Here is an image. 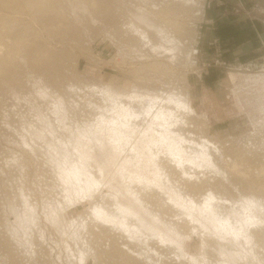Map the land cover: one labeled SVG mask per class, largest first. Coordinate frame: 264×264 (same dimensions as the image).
Returning <instances> with one entry per match:
<instances>
[{
    "label": "rangeland",
    "instance_id": "rangeland-1",
    "mask_svg": "<svg viewBox=\"0 0 264 264\" xmlns=\"http://www.w3.org/2000/svg\"><path fill=\"white\" fill-rule=\"evenodd\" d=\"M130 101L140 113L161 111L156 129L151 113H141L143 126L140 116L131 125L116 120ZM166 126L214 150L212 161L188 164L194 173L172 176L181 184L174 192L154 175L152 159ZM116 137L120 149L111 144ZM236 162L239 173L228 167ZM263 168L264 0H0V264H131V250L112 248L92 214L114 199L184 259L264 264V229L260 243L246 222L264 223ZM138 177L161 181L148 196L167 216L152 215L130 192ZM185 180H200L199 191L185 195ZM211 197L234 230H218L222 218L204 212ZM238 228L252 239L238 241ZM213 238L232 251L205 252ZM152 255L154 264L163 260Z\"/></svg>",
    "mask_w": 264,
    "mask_h": 264
},
{
    "label": "bare ground",
    "instance_id": "bare-ground-1",
    "mask_svg": "<svg viewBox=\"0 0 264 264\" xmlns=\"http://www.w3.org/2000/svg\"><path fill=\"white\" fill-rule=\"evenodd\" d=\"M163 2V1H162ZM174 21V20H173ZM174 25V24H173ZM164 36H166V35H164ZM172 38V37H171ZM167 39V38H166ZM165 39V40H166ZM153 44V43H152ZM133 99H131V101H132ZM136 100V99H135ZM140 100V99H139ZM131 101H130V104L128 105L129 106V108H127L128 110V114H126V115H124L125 117L124 118H118V119H116V120H121L123 123H125V125L127 124V125H131L132 124V122H133V124H134V121H136L135 119L136 118H138L140 115H141V113H145V114H147L146 116L148 117V115L151 113V114H153V120H152V122H151V120H150V122H151V125H149V127L151 126H153V125H155V124H157L156 123V120H159V118L160 117H162V113H161V111L160 110H157L158 108H155L154 106H149L150 108H147L146 110L145 109H143L142 111H141V113H140V109L141 108H139V109H137V108H135V104H132L131 103ZM136 102V101H135ZM134 102V103H135ZM139 103V102H138ZM137 103V104H138ZM152 104H154V103H152ZM139 105V104H138ZM138 105H137V107H138ZM143 105V106H142ZM141 106H142V108L144 107V104H142ZM157 105V104H156ZM140 106V107H141ZM148 106V105H147ZM120 107V106H119ZM146 107V106H145ZM158 107V106H157ZM170 107V106H169ZM124 108V107H123ZM154 109V110H153ZM162 110V109H161ZM166 110V109H165ZM164 110V111H165ZM115 111V110H114ZM163 111V110H162ZM163 111V112H164ZM122 112V111H121ZM173 112V111H172ZM117 113V112H116ZM127 113V112H126ZM149 113V114H148ZM105 113H103V114H100V115H104ZM115 114V113H114ZM123 114V113H122ZM122 114H120V115H122ZM124 114H125V112H124ZM142 114V115H143ZM144 114V115H145ZM164 114V113H163ZM172 114H176L175 112L174 113H172ZM118 115H119V113H118ZM134 115V116H133ZM137 115V116H136ZM141 115V116H142ZM166 115H167V113H166ZM170 115V114H169ZM168 115V116H169ZM115 115H113V117H114ZM117 116V115H116ZM133 116V117H132ZM139 117L140 119L143 117ZM172 116V115H171ZM182 116V115H181ZM103 117H107V115L106 116H103ZM113 117H111V118H113ZM117 117H119V116H117ZM135 117V118H134ZM167 117V116H166ZM98 118H99V116H98ZM101 118V117H100ZM138 118V119H139ZM146 117L144 116V119H141L140 121V124L142 125V122H143V120H146L145 119ZM165 118V117H164ZM173 119V123L175 122H177V121H179L180 119L179 118H174V116L172 117ZM114 119V118H113ZM171 119V118H170ZM106 120V119H105ZM112 120V119H111ZM115 120V119H114ZM113 120V121H114ZM165 119H163L162 118V121H164ZM121 121H119V123L121 122ZM138 121V123H139V120H137ZM170 121V120H169ZM115 122H117V121H115ZM121 122V123H122ZM180 122V121H179ZM118 123V122H117ZM144 123V122H143ZM164 123H165V121H164ZM172 123V124H173ZM183 123V122H182ZM149 124V123H148ZM169 124H170V122H169ZM177 124V123H176ZM120 125V124H119ZM123 125V124H122ZM124 125V126H125ZM135 125H136V122H135ZM135 125H133V127L135 126ZM143 126V125H142ZM141 126V127H142ZM146 126V125H145ZM148 126V125H147ZM146 126V127H147ZM146 127H144V129L146 128ZM150 127V128H151ZM117 128H119L118 127V124H117ZM122 128V127H121ZM153 128H155L156 129V126L155 127H152V129ZM162 127H159V129H158V132L160 131L161 132V130H163V134H161L160 133V135H159V137H160V139L162 140H160V141H158L159 143H160V145L159 146H157L156 144H154L153 146L155 147V148H153L154 149V151H153V153L155 154H153L154 155V158H152L153 159V162H154V167H155V174L154 175H156V177L158 178V177H160L161 178V181H162V184L163 183H166V185H170L169 187H172V191L174 192V191H176V187H178L179 185H181V184H179L178 186L177 185H174L175 183H174V177L172 178V176L174 175V174H177V173H180L181 174V177H186V176H188L189 174H191V172H195V171H197V170H195V171H192V170H190V168H191V166L190 165H194L195 166V168H199L200 166L199 165H197V164H195L196 163V159H201L200 158V156H203L202 157V159H206V160H209L210 161V159H211V161H212V158L214 157V155H213V153H214V150H213V153H212V150H210V145H207L208 143L206 142V141H202V140H198V141H193V140H191V138H189L187 135H183L181 132H179V130H177L178 129V127L177 126H174L173 127V129L171 128H169V127H164V129L162 128ZM161 129V130H160ZM115 131H116V129H114ZM118 130V129H117ZM146 131H147V129H145ZM180 130H181V128H180ZM185 130V129H184ZM144 131V130H143ZM183 131V130H182ZM152 132H153V130H152ZM176 132H178V133H176ZM110 133V132H109ZM154 133H157L156 131H154ZM181 133V134H180ZM185 133V132H184ZM110 134H112V133H110ZM154 135V134H153ZM157 135V134H156ZM157 135V136H158ZM112 136V135H111ZM117 136V135H116ZM121 136V135H120ZM110 137V136H109ZM113 137V136H112ZM169 137V138H168ZM123 138V137H122ZM122 138H121V140H122ZM168 138V139H167ZM110 139V138H109ZM117 139V137L115 138V139H113L112 140V142H111V144L113 143L115 146H117L119 149H120V146H121V144H120V141H117L116 140ZM159 140V139H158ZM155 141L157 142V140L155 139ZM148 142H150V141H148ZM151 142H152V140H151ZM122 143V142H121ZM129 143V142H128ZM147 143V142H146ZM154 143V142H153ZM150 144H152V143H150ZM149 144V145H150ZM210 144V143H209ZM126 145H127V143H126ZM125 146V145H124ZM148 146V145H147ZM152 146V145H151ZM152 146V147H153ZM244 146V145H243ZM122 147V146H121ZM127 147V146H126ZM216 147V146H215ZM149 148V147H148ZM220 148V147H219ZM122 149V148H121ZM126 149H128V148H126ZM151 149V148H150ZM242 149V148H241ZM123 150V149H122ZM126 151H128V150H126ZM151 151V150H150ZM125 151H123V153H124ZM129 152H130V150H129ZM132 152V151H131ZM122 153V152H121ZM126 153V152H125ZM165 153V154H164ZM181 153H185L187 156L186 157H181ZM238 153V152H237ZM130 154V153H129ZM128 154V155H129ZM138 154V153H137ZM126 155V154H125ZM150 155H152V152L150 153ZM69 156H72L71 154H69ZM134 156V155H133ZM140 156V155H139ZM219 156V155H218ZM68 157V156H67ZM67 157H65V158H67ZM74 158H72V157H69V158H71V160L69 159V158H67L68 160L67 161H69L70 160V162L72 161V159H75L76 157H75V155L73 156ZM90 157V156H89ZM126 157H128V156H126ZM132 157V156H131ZM65 158H64V160H65ZM89 159V158H88ZM132 159V158H131ZM133 159H134V157H133ZM218 159V158H217ZM222 159V158H221ZM86 160V159H85ZM130 160V159H129ZM81 161V160H80ZM88 161H90L91 162V159H89ZM87 161V162H88ZM73 162V161H72ZM71 162V163H72ZM199 162V161H198ZM200 162H202V161H200ZM214 162V161H213ZM67 163V162H66ZM86 163V162H85ZM202 163H204V162H202ZM220 163V162H219ZM67 164H69V162L67 163ZM87 164V163H86ZM92 164V163H91ZM188 164H190V165H188ZM238 163L236 162V163H233V164H231V165H229L228 167L230 168V171H233V172H238V170L236 169V165H237ZM213 165V164H212ZM216 165V164H215ZM206 166V165H205ZM89 167V166H88ZM193 167V166H192ZM217 167V166H216ZM194 168V169H195ZM202 169L203 168H205V167H201ZM220 168V167H219ZM91 169V168H90ZM206 169V168H205ZM216 169V168H215ZM264 169V168H263ZM189 170L191 171V172H189ZM210 170V169H209ZM218 170V169H217ZM222 170V169H221ZM210 171H212V170H210ZM209 171V172H210ZM240 171V170H239ZM213 172V171H212ZM217 172H220L219 170L217 171ZM223 172H226V171H223ZM199 173V172H198ZM208 173V172H207ZM216 173V172H215ZM221 173V172H220ZM219 173V174H220ZM239 173V172H238ZM125 174V173H124ZM218 174V173H217ZM222 174V173H221ZM194 175V177H195V175H196V173L195 174H193ZM203 175H204V172H203ZM216 175V174H215ZM223 175V174H222ZM124 176V175H123ZM191 177H192V175H190ZM199 176V175H198ZM200 176H202V174L200 175ZM205 176V175H204ZM220 176V175H219ZM226 176V175H225ZM132 177H133V175H132ZM137 177V176H136ZM176 177V176H175ZM203 177V176H202ZM222 177V176H221ZM92 178V177H91ZM94 178V177H93ZM126 178V177H125ZM159 178V179H160ZM217 178V177H216ZM67 179V178H66ZM81 180H82V178H80ZM95 179H96V177H95ZM128 179V178H127ZM131 179V178H130ZM143 179V178H142ZM142 179H140V177H138V178H135L134 180H132V182L130 183L131 185H128V189H130L131 191V193L135 196V198L137 199V200H139L140 202H141V204H143L145 207H147L148 208V210H149V212L152 214V215H154V216H156L157 218H160V216H163V215H165V213H163V211L162 210H157L156 208L158 207L157 205H159V204H157L156 206V208L155 207H153V202H154V200H155V202L157 201L156 200V198L155 199H151V197L152 196H148V195H151V193L152 192H155L156 190H155V188H159V186H161V181H159V179H158V181L160 182L159 184H157L156 182H155V180L153 181V182H155L154 184L153 183H151V182H149V180H142ZM156 179V178H155ZM193 179V178H192ZM191 179V180H192ZM196 179H200V178H197L196 177ZM214 179V178H213ZM220 179V178H219ZM226 179V178H225ZM79 180V179H78ZM77 180V181H78ZM93 181V180H92ZM97 181V180H96ZM126 181V180H125ZM183 181H184V179H183ZM196 181V180H195ZM198 181H200V180H198ZM197 181V182H198ZM215 181H216V179H215ZM220 181H221V179H220ZM94 182V181H93ZM190 182V181H189ZM196 182V183H197ZM226 182V181H225ZM225 182H223L224 184H225ZM75 183V182H74ZM89 183V182H88ZM91 183V182H90ZM127 183V182H126ZM178 183H179V181H178ZM185 183L186 184H188V180L186 181L185 180ZM192 183H194V181L193 182H190L187 186H186V184L185 185H183L184 187H185V189L186 190H188L187 191V193L185 194V195H190V192H192L193 190H195V191H199V190H197V189H199V187L198 186H195L196 185V183L195 184H192ZM219 183V182H218ZM235 183V182H234ZM79 184H81V183H79ZM86 184V183H85ZM96 184V183H95ZM98 184H99V182H98ZM128 184V183H127ZM153 184V185H152ZM182 184H184V183H182ZM199 184V183H198ZM221 184V183H220ZM219 184V185H220ZM223 184V185H224ZM78 185V184H77ZM100 185V184H99ZM98 185V186H99ZM230 185V184H229ZM84 186V185H83ZM86 187H88L87 185H85ZM79 187V186H78ZM77 187V188H78ZM82 187V186H81ZM162 187H164V186H162ZM166 187H168V186H166ZM168 187V188H169ZM83 188V187H82ZM89 188H91V191H92V187H89ZM93 188H95V187H93ZM174 188H175V190H174ZM183 188V187H182ZM188 188V189H187ZM97 189V188H96ZM101 189V188H100ZM98 190V189H97ZM96 190V191H97ZM155 190V191H154ZM183 189H177V192L179 193V194H182V191ZM86 191V190H85ZM86 192H88V191H86ZM85 192V193H86ZM93 192V191H92ZM91 192V193H92ZM117 191H115L114 193H116ZM181 192V193H180ZM100 193V192H99ZM176 193V192H175ZM183 193H184V191H183ZM204 193V192H203ZM90 194V193H89ZM89 194L87 195V196H89ZM154 194H156V193H154ZM211 194V193H210ZM82 195H83V191H82ZM102 195V194H101ZM86 196V197H87ZM93 196V195H92ZM100 196V195H99ZM116 196H117V194H116ZM116 196H115V198H116ZM182 196V195H181ZM98 197V196H97ZM96 197V198H97ZM104 197H106V196H104ZM112 197V196H111ZM110 197V198H111ZM209 197H210V195H209ZM213 197H215L216 198V195L215 196H213ZM213 197H211V198H208L206 201H204V202H206V203H204V204H206L205 206H203V207H205L206 209H204V212H207L208 214H210V215H212L211 217H212V219H213V217L215 218V219H220V218H222L221 220L222 221H220L219 220V225L220 226H217V229L219 230V229H221V230H226V229H228V228H231V229H233V227H231V225H230V222L228 221L229 219H224V221H223V215H224V213L226 212V210L224 209V208H222V207H220V208H218V205H213L214 203H212V202H216V201H211V199L213 198ZM113 198V197H112ZM153 198V197H152ZM158 198V197H157ZM90 199V198H89ZM102 198H99V200L98 201H100ZM106 199H107V197H106ZM114 199V198H113ZM102 200H104V199H102ZM111 200V199H110ZM217 200V199H216ZM220 200V199H219ZM113 201V200H112ZM114 201H115V199H114ZM112 202V203H110L111 204V206H110V208L107 210V209H105V208H103V209H105V211H103L102 209H101V211H99V210H95L94 211V213H92V214H94V215H96L95 217H96V219H100V220H103L104 222L102 223V221L100 222L99 221V225H100V227L102 226V227H104V228H102V229H104V231L105 230H107V231H105V233L106 234H109V236H111V237H109L110 238V240H111V243H110V245H111V247L112 248H114V247H117L118 246V243H120V244H123V245H125V247L126 248H128L129 250H131L130 252L132 253V255H126L125 257H127L126 258V261H127V259H129V262L131 263V264H141V263H143V264H154V263H152L153 261H151L152 259H153V255H152V252H154L156 255L154 256V258H157L158 259V261H160V259H159V256L161 255V254H163V260L161 261V263H159V264H203V262L199 259V258H197L196 256H194V255H190V256H187V258L185 257V259H184V255H180V250H179V247L177 246V245H175L173 242H171V241H169L168 239H165L164 237H162L158 232H156V233H154V232H150V229L149 230H147L144 226L142 227L141 226V220L134 214V212L132 211V210H130L129 208H126V207H123V206H121V205H119L118 203H116V202ZM171 201H173V200H171ZM189 201H190V206H188V207H190V208H193V209H195L197 206H196V202H194V199H192V198H190L189 199ZM219 202V201H218ZM224 202H225V200H224ZM232 202V201H231ZM93 203V202H92ZM99 203V202H98ZM102 204H101V206H103V202H101ZM251 203V202H250ZM91 204V203H90ZM95 205L97 204V203H94ZM108 204V203H107ZM106 203H105V206L107 205ZM151 204H153L152 206H151ZM218 204V203H217ZM222 204V203H221ZM220 204V205H221ZM251 204H253V203H251ZM261 203H259V205H260ZM263 204V203H262ZM92 205V204H91ZM95 205H93V206H95ZM174 206V205H173ZM173 206L172 205H170V206H165L166 207V209H168L167 210V212H175V210H174V208H173ZM182 206V205H181ZM261 206V205H260ZM96 207V206H95ZM109 207V206H108ZM107 207V208H108ZM163 207V206H162ZM168 207V208H167ZM202 207V206H201ZM227 207V206H226ZM230 207V206H229ZM250 207V206H249ZM91 208H92V206H91ZM94 208V207H93ZM97 208H98V206H97ZM233 208V207H232ZM159 209H161V208H159ZM107 210V211H106ZM177 210H182V212L184 213V211H183V207H182V209H177ZM185 210V209H184ZM234 210V209H233ZM89 211H91V210H89ZM186 211V210H185ZM197 211H198V209H197ZM202 211H203V209H202ZM240 212V211H239ZM88 213V212H87ZM89 214H91V212L89 213ZM186 215H187V213H185ZM219 214H221L219 217H218V215ZM182 215H184V214H182ZM89 216V215H88ZM93 216V215H92ZM92 216H90L91 217V222H95V218H93L92 219ZM159 216V217H158ZM165 216H167V215H165ZM248 216V215H247ZM90 217H89V219H90ZM224 218H226L225 216H224ZM161 220V219H160ZM163 220V219H162ZM216 220V221H217ZM89 221V220H88ZM96 221H98V220H96ZM93 222V223H94ZM171 222V221H170ZM218 222V221H217ZM247 223H248V225H247V227L248 226H251L250 228H248L249 229V231H250V235L251 236H253V239L255 240V241H258V242H260V243H263V241H262V238H263V229H264V223H261L260 221H257V220H252V218H251V220L250 219H248L247 221H246ZM100 223H102V224H100ZM172 223V222H171ZM94 224H96V225H98L96 222L94 223ZM217 224V223H216ZM217 224V225H218ZM95 225V226H96ZM172 225L174 226V224L172 223ZM227 225H229V227L227 226ZM95 226H94V228H95ZM170 224L168 225V228L170 229ZM172 226V227H173ZM228 228H227V227ZM145 228V229H144ZM173 228H175V227H173ZM236 228V227H235ZM234 228V229H235ZM175 229H177V228H175ZM216 229V228H215ZM233 229V230H234ZM248 229H246V230H248ZM172 230H174V229H172ZM178 230V229H177ZM180 230V229H179ZM178 230V232L179 233H181L182 231H179ZM228 230H230V229H228ZM245 229H241V228H238V232L236 231V232H233V233H235L234 235H235V237H237L238 238V241H240L241 242V240H244V241H246V240H248V242H249V236H248V234L244 231ZM176 232V231H175ZM177 232V233H178ZM186 232V231H185ZM248 232V231H247ZM226 233V232H225ZM230 233H232V232H230ZM232 233V234H233ZM209 234V233H208ZM237 234V235H236ZM178 235V234H177ZM180 235V234H179ZM181 235H183V233H181ZM185 235V234H184ZM187 235H189V234H187ZM211 236V235H210ZM212 238V237H211ZM216 238V237H215ZM215 238H213V240H208V241H205L204 240V245H205V252H209V253H212L213 254V256H215L216 255V253L214 252V251H211L210 250V245H212V246H216V247H219V245L222 247V249L224 250V251H226L227 249L229 250V251H232V249H230V245L229 244H226V243H223L222 244V241H221V243L220 242H216V239ZM250 239H252V238H250ZM237 240V239H236ZM217 245H216V244ZM241 243H244L243 241L241 242ZM245 243H247V241L245 242ZM253 243V242H252ZM257 243V242H256ZM251 244V243H250ZM203 245V246H204ZM246 245H248V244H246ZM250 246V245H249ZM263 246H264V244H263ZM262 246V247H263ZM213 247V248H214ZM216 247H215V249H216ZM258 247H260V245H258ZM125 249V248H124ZM211 249H212V247H211ZM215 249H212V250H215ZM262 249V248H261ZM111 250V249H110ZM113 250V249H112ZM119 250V249H118ZM203 250V252H204V248L202 249ZM201 250V251H202ZM228 250H227V252H228ZM80 251V250H79ZM82 251V250H81ZM216 251V250H215ZM259 251V250H258ZM261 252V251H260ZM99 253H100V251H99ZM110 253V252H109ZM125 253H126V251H125ZM171 253V255L173 254V257H170V254ZM208 253V254H209ZM214 253H215V255H214ZM258 253V252H257ZM84 254V253H83ZM121 254V253H120ZM135 254H141L142 256H144L145 258H146V261L144 260V261H140V259H138V257H137V255H135ZM167 254L169 255V257H167ZM202 254H205V253H202ZM201 254V255H202ZM165 255V256H164ZM207 255V254H206ZM205 256V255H204ZM208 257L209 256H211V254L210 255H207ZM207 256H205L207 259H209ZM244 257V256H243ZM83 258V257H82ZM84 259V258H83ZM102 259V258H101ZM105 259V258H104ZM156 259V260H157ZM216 260V262H214V261H212V260ZM219 258H216V256L214 257V258H212V260H211V258H210V260H208V262L210 261L211 263L213 262L214 264H230L229 263V261H226V260H224V259H219ZM80 260H81V258H80ZM125 260V259H124ZM206 261V260H205ZM204 263H206L207 264V261L206 262H204ZM212 263V264H213ZM101 264V263H100ZM209 264V263H208Z\"/></svg>",
    "mask_w": 264,
    "mask_h": 264
}]
</instances>
